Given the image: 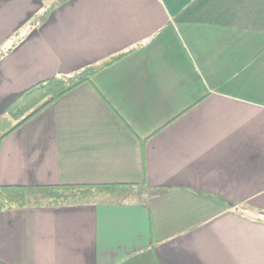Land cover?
Wrapping results in <instances>:
<instances>
[{
	"label": "crops",
	"instance_id": "0c3cea01",
	"mask_svg": "<svg viewBox=\"0 0 264 264\" xmlns=\"http://www.w3.org/2000/svg\"><path fill=\"white\" fill-rule=\"evenodd\" d=\"M0 184L134 182L0 210V264H264V0H0ZM130 50L16 127L36 82Z\"/></svg>",
	"mask_w": 264,
	"mask_h": 264
},
{
	"label": "trees",
	"instance_id": "16d2710c",
	"mask_svg": "<svg viewBox=\"0 0 264 264\" xmlns=\"http://www.w3.org/2000/svg\"><path fill=\"white\" fill-rule=\"evenodd\" d=\"M11 49L12 45L0 49V59ZM129 51L118 52L70 73L40 80L12 99L6 106V112L17 122L16 127L20 126L46 106L81 84L91 81L97 72L119 60ZM139 186L134 182L0 184V210L26 206L58 207L101 196L126 201L134 197Z\"/></svg>",
	"mask_w": 264,
	"mask_h": 264
}]
</instances>
